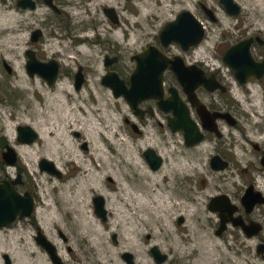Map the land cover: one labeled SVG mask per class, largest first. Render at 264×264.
Returning a JSON list of instances; mask_svg holds the SVG:
<instances>
[{"label": "rangeland", "instance_id": "obj_1", "mask_svg": "<svg viewBox=\"0 0 264 264\" xmlns=\"http://www.w3.org/2000/svg\"><path fill=\"white\" fill-rule=\"evenodd\" d=\"M60 1L64 13L56 16L42 3L35 10H19L15 0H0V148L6 142L15 148L20 163L34 176L47 196L46 201H50L47 193L51 179L48 173L41 172L38 167L43 157L65 170L63 182L52 180L62 198L66 197L73 183L71 190L83 193L88 204L86 209L94 215L97 225L104 228L103 239L110 247L108 253L101 250L92 252L91 261L87 263L127 264L122 253L129 251L133 255V264H264V259L255 252L258 237H246L237 227H229L217 235V213L207 207L209 198L220 192L228 193L238 203L237 197L245 186L241 169L234 165L226 171L212 170L209 166L212 148L208 140L198 145L200 162L196 160L198 153L194 152L185 155L187 160L183 167H179L176 162L179 153L185 149L182 135L170 133L165 125L158 124L152 117L144 126L143 134H135L124 122V117L130 113L126 101L114 96L111 89L101 83L105 54H117L120 63L130 64L131 55L148 43L156 44L165 51L184 52L176 42L162 47L158 33L179 11L189 9L205 26V36L198 45L185 52L205 63L214 62L222 68L230 83V97L241 113V127L248 133L257 132L264 127V80L240 84L233 69L224 62L223 53L230 44L246 35L259 33L264 36V0H234L241 6L236 15L228 14L219 0ZM200 3L215 10L216 21L206 16ZM161 6L164 12L157 16ZM105 7L114 8L117 23L105 14ZM48 19H53V24H61V21L67 23L64 26L66 35L58 28L45 30L43 52L59 55L64 65L53 85L47 84L38 75L31 77L26 72L24 56L29 31L35 26H44ZM70 34L77 37L73 40L66 37ZM79 37L84 40L79 41ZM252 53L255 56L264 55V46L254 44ZM3 60L12 67L11 72L3 67ZM79 65L83 67L85 80L76 89L74 74ZM49 101L55 104L53 113L49 110ZM19 124L31 125L38 137L31 143L19 142ZM227 131L236 139L234 155L242 158L237 143L240 141V130L227 127ZM108 135L111 136L112 145L106 140ZM49 137L60 139L63 147L59 153H55L53 147H47L46 139ZM97 138H100V149L115 154V157L110 164L99 167L97 183L89 193H84L85 190L78 184L85 174L84 168L68 160L66 153L71 151L76 154L85 160L87 167L98 165L92 156L94 140ZM83 143L86 148L82 146ZM147 147L156 148L166 157L164 164L156 170H152L143 157ZM121 159H130L134 162L136 172L151 174L152 181L158 180L168 186L164 204L157 197L151 201V205L159 206V213L165 214V218L142 222L136 216L137 221L133 223L130 233L133 245L129 243L128 235H123L113 225L111 195L119 188ZM0 164H3L1 157ZM259 183L264 187L261 176ZM95 195L104 197L107 211L105 220L94 214L92 199ZM131 212L132 209L127 213ZM179 216L184 217L182 223L177 222ZM259 219L264 225V215H259ZM61 221L60 218L58 222ZM163 227L167 228V233L160 230ZM261 237L264 238V228ZM82 239H87V242L97 240L92 236ZM29 240L30 237L25 236L22 238L23 244L10 250L14 264H47L43 256H31ZM70 242L75 251H81L79 247L82 242ZM153 245L167 254L164 262L157 263L154 260L150 253ZM84 255L82 257L81 253L83 264Z\"/></svg>", "mask_w": 264, "mask_h": 264}, {"label": "flooded vegetation", "instance_id": "obj_2", "mask_svg": "<svg viewBox=\"0 0 264 264\" xmlns=\"http://www.w3.org/2000/svg\"><path fill=\"white\" fill-rule=\"evenodd\" d=\"M2 1L5 2V0ZM27 1H30V3L27 4V6L23 5L24 0H15V5L19 10H26V9L35 10L42 3L47 7H49L50 10L54 11L56 16L64 13L63 4L60 0H49V3L46 0H27ZM213 11L215 13L214 9ZM45 21L46 24H44V26L42 27L35 26L29 31V39L24 49L25 69L29 55H32L37 60L43 62L55 60L58 62V75L56 78L57 80L61 75V71L64 65L61 62V57L59 55L45 54V52H43L44 41L46 39L45 30L46 28L48 29L58 28L60 30H63V33H65L66 27L64 26H66L67 23L61 21V24L58 23L53 24L54 22L53 19H48ZM69 28L68 31L71 33ZM66 37L71 38L73 40L74 37H77V35L70 34V36L67 35ZM249 37H252L251 53H252V46H254V44H258L259 46H264V36L259 33L249 34L240 39L249 38ZM61 38L64 39V37ZM79 38H78L79 41L84 40V38L81 37ZM148 44H152V43H148ZM145 47L141 48V50L144 49ZM158 47L164 52V54L171 61L180 60L182 62L181 64H183L185 67L191 69L193 68L192 66H194L196 70L201 69L206 78H213L215 82L218 83L217 88L213 90H209L204 84H201L195 89L196 97L201 103L205 105L206 109L210 113L214 114L217 112L219 114H227L228 117L226 118L220 115L216 117H212L210 121L212 129L204 128L202 125V118L199 116L196 107L189 102L187 95L182 85L180 84L175 72L173 71L172 68L166 67L163 70V80H162L163 99H170L172 97L173 92H176V94L188 106L190 111V117L196 122V124L199 126L200 130L202 131L203 139L197 144L187 145L185 143L184 132L181 130L172 131L168 125L170 120L173 119L174 117L173 113L171 111L162 110L157 104V100L153 98L139 101L135 109L131 108L127 104L130 113L128 116L124 117V122L128 127L131 128V130L135 134L141 135L143 134V129L144 126L147 124V121L149 120L150 117H152L153 120L156 121L158 124L165 125L166 130L167 131L169 130L170 133L181 134L185 148L194 149L205 140L210 141L212 150L210 151L209 154V166L212 170L221 172L232 168L234 165L239 167V170L241 169V177L245 183V186L243 188V191L237 197L238 203H236L235 200H233L230 197V195L226 192H220L218 194L221 193L227 194L230 197L231 201L238 205V209L235 211L234 215L240 214L243 220L245 221V223H250L251 221L261 223L262 225L261 230L257 234L253 235L258 237L257 242L255 243V252H256V248L258 244L264 243V238L261 237V232L264 228V225H263V221L259 219V215H264V208H263L264 202L255 203L252 206L251 210L247 211L245 209V206L242 205V196L244 195L246 189L249 188L254 193L260 192V194L264 197V187H262L259 183L260 176L264 179V131H263L264 127L259 128L258 131L255 133H248L246 132L245 129L241 127V122L239 117V114L241 113L238 110L236 103L233 102L230 97V83L228 80H226L224 71L219 65H216L214 62L208 64L205 63L203 60L197 59L196 57H191V55L187 54L185 51L191 50L193 46L185 51L181 48L182 51L184 52H172L170 50L165 51L160 46ZM135 53H133L130 57L131 59L130 64H123L122 62L120 63V59L117 54L113 56H109L108 54H105L103 59L102 76L109 71H115L118 74V76L122 78L125 81V84L128 86L129 76L135 68V59L133 58V55ZM252 55L255 61L257 62L264 61V55L255 56L253 53ZM106 60H108L109 62L107 63ZM4 62L6 61L3 60L2 64L3 67L6 69ZM79 68H81L85 80L83 67L79 65L77 71ZM11 70L10 71L7 70V71L11 72ZM26 72L28 73L27 69ZM37 75L44 82L46 81L37 73H35L32 76L37 77ZM74 79H75V74H74ZM253 80L263 81L264 74L261 77H257L253 75L249 77L244 83L239 82V80L237 79V81L243 85H247ZM55 81L49 85H53ZM46 83L48 84L47 81ZM228 118L233 123H230L228 121ZM132 124L136 125L137 130H134ZM227 127L237 128L238 130H240V141H238L237 143L239 149L242 151L241 152L243 155L242 158H238L234 155V148L237 145L235 143L236 139L234 138V136H232L229 133L231 132V130H229V132L227 131ZM22 143H26V142H22ZM7 145L12 146L11 144H8L6 142L4 143L3 148H0V157L3 160V164H0V196H2V198H5L6 195H11L12 197L16 195L18 196V200L20 202L0 205V218L11 217L12 215H14V219L10 223L5 225H0V264H14L12 256L9 252L10 250L12 251L13 248L19 247L20 246L19 244H23L22 238H24L25 236L30 237L29 243L31 244V248H32L31 256L33 255L43 256L47 264H83V261L81 259V253H82V257L83 254H85L84 263L88 264L87 252L83 249V243L85 242V240L80 239L79 237H73L71 234V232L79 233L81 229H79L76 225L73 224L71 227V232L68 228V224L70 220L76 221V219L78 218V212H75L73 209L70 212L66 210V206L64 204L65 198H62L60 196V193L58 194V190H56L54 184H52V180L54 179L63 182V180L65 179V170L58 167L55 163H54L55 171H46V170H41L39 168L41 172L48 173L49 178L51 179L50 181L51 186L49 189V193H47L50 201H46L47 196L45 195V193L42 192V188L36 182L34 176L30 175L28 170H26V168L20 163V158L17 152H16V159L13 163H8L4 160L3 152L6 150ZM147 148H152V147H147ZM153 149L161 157V162L159 165V167H161L166 161V157H164L163 154L160 153L156 148ZM143 157L147 161L144 155V151H143ZM212 159H213V164H212ZM147 163L150 167L148 161ZM222 163L225 164V167L223 168L214 167L215 165L219 166ZM238 163H240L241 166ZM156 169H152V170H156ZM108 180L111 179L108 178ZM56 192L57 194L55 195ZM95 196H93V199ZM93 204H94V200H93ZM94 214L101 217L96 212L95 205H94ZM105 216L107 217V211L105 213ZM44 218H46L47 220H43ZM60 218L62 219L61 223L58 222ZM105 219L102 218V220ZM229 227L239 228L242 231V233L246 237H248L239 226H232L230 223H228L227 229ZM18 238L20 239L18 240ZM72 240L75 241L76 243L82 242L81 247L78 246L81 251H75V248L71 245L70 242ZM73 252L75 253L73 254ZM259 255L264 259V253Z\"/></svg>", "mask_w": 264, "mask_h": 264}, {"label": "water", "instance_id": "obj_3", "mask_svg": "<svg viewBox=\"0 0 264 264\" xmlns=\"http://www.w3.org/2000/svg\"><path fill=\"white\" fill-rule=\"evenodd\" d=\"M49 3V0H46ZM226 12L230 15H236L240 12L241 6L234 0H219ZM30 1L24 0L23 5L27 6ZM31 5V4H30ZM204 13L211 21H216L217 16L213 9L204 3H200ZM105 14L114 23L118 22L117 14L113 7H105ZM205 36V27L202 21L189 9L179 11L176 16L166 22L158 33V39L162 46H167L172 42H176L185 51L192 46L198 45ZM252 37L243 38L235 43L229 45L223 53V60L234 70L236 78L239 82L244 83L246 80L255 75L261 77L264 74V61L257 62L251 53ZM135 59V68L129 76V85L118 76L115 71H109L101 77V83L108 86L112 94L116 97H122L126 103L133 109L137 107L139 101L144 99H156L159 107L164 111H171L174 115L173 119L168 123L172 131L181 130L184 132L185 143L187 145H194L203 139V133L196 122L190 117V111L186 103L173 92L170 99H163V70L170 67L175 72L180 84L182 85L189 102L196 107L199 116L202 118V125L206 129H212L211 118L218 115L228 117L227 114L210 113L205 105L201 103L196 97L195 89L204 84L209 90L217 88L218 83L213 78H206L201 69H189L185 67L180 60L171 61L164 52L154 44H148L144 49L136 52L133 55ZM107 63L109 62L106 60ZM5 67L8 71L11 67L8 63ZM26 69L29 75L39 74L45 79L48 84H52L58 75V62L50 60L43 62L37 60L34 56L29 55L26 62ZM84 81V75L81 68L75 73L74 86L76 89L80 88ZM230 123H233L229 120ZM134 130H137L136 125L132 124ZM77 133V132H76ZM38 136L37 131L29 124H19L17 126V139L20 142H32ZM86 148V144L82 145ZM144 155L152 169L159 167L161 157L153 148L144 150ZM3 158L8 163H13L16 159V151L10 145L6 146L3 152ZM217 158V157H215ZM214 158V159H215ZM213 164V159H212ZM39 168L46 171H55L54 161L41 158L38 162ZM216 168H223L225 164L222 163ZM94 205L96 212L105 219L106 210L104 208V198L101 195L94 197ZM18 196L6 195L5 198L0 196L1 204L19 203ZM264 197L260 192H252L249 188L246 189L242 196V205L247 211H250L255 203H263ZM207 207L210 211L216 212L219 217V224L216 229V234L220 235L228 227V223L232 226H239L243 232L248 236L257 234L262 225L260 222L251 221L245 223L240 214L234 215L238 209V205L233 203L230 197L225 194H217L212 196ZM24 213V212H22ZM14 219L11 217L0 218V225L10 223ZM183 216H179L177 222L182 223ZM149 235H147L148 237ZM114 237V236H113ZM150 253L157 263H162L166 259V254L153 245L150 247ZM257 254L264 253V243L258 244L256 248ZM122 257L127 264H133V255L129 251H125Z\"/></svg>", "mask_w": 264, "mask_h": 264}, {"label": "bare ground", "instance_id": "obj_4", "mask_svg": "<svg viewBox=\"0 0 264 264\" xmlns=\"http://www.w3.org/2000/svg\"><path fill=\"white\" fill-rule=\"evenodd\" d=\"M164 8L161 6L158 9V14H162ZM50 106L49 110L53 113L55 110V104L52 101L48 102ZM92 134V133H91ZM59 136L61 134H58ZM106 140L112 145L111 136L108 135ZM47 147H53L55 153H59L63 145L60 144V139L58 137L46 139ZM94 151L92 156L95 160L98 161V165H91L87 167L85 165V160L80 159L76 154H73L71 151H68L67 159L74 162L76 165L84 168V175L78 181V184L85 191L84 193H89L93 188L94 184L97 183L99 177V167H103L106 164H110L113 161L115 154H109L100 149V138L94 140ZM40 149V145L38 146ZM197 152L196 160L201 161V152L199 146L197 148H185L183 149L178 156L176 164L179 167H183L186 162L187 154H192ZM120 154V153H119ZM122 156V152L120 157ZM122 158V157H121ZM186 159V160H185ZM119 174H120V184L117 191L112 193L111 206L114 209L113 213V225L114 227L120 229L121 233L127 236L129 243L134 244L133 238H131L130 233L132 232V225L137 221L136 216L142 222H150L153 219L161 221L165 218V214L159 213V206L151 205V201L154 198H159L162 204H164V196H166V189L168 186H165L163 183H160L158 180L152 181V175L148 173H143L141 171H135L133 167L134 162L130 159H121L119 161ZM189 166L188 168H190ZM129 169V170H128ZM141 180V182H140ZM165 183V182H164ZM73 184L69 187L70 191L67 193L64 204L68 212L72 211L78 212V218L76 221L70 220L68 228L71 232L72 224L76 225L79 229V233H72L73 237H79L80 239L88 236L97 238L95 242H87L86 239L83 243V249L87 252V262L91 261V253L93 251L101 250L105 253H108L110 250L109 245L104 241L103 237V227L97 225L94 215L88 212L87 202L82 196L81 191L74 192L71 190ZM112 209V210H113ZM133 210L130 214L127 213L130 210ZM124 212V214H122ZM136 213H139L136 215ZM162 232H168L167 228H160Z\"/></svg>", "mask_w": 264, "mask_h": 264}]
</instances>
